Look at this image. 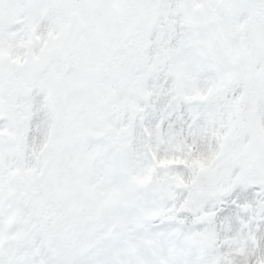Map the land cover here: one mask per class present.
Wrapping results in <instances>:
<instances>
[{"label":"snow or ice","instance_id":"6c2138e0","mask_svg":"<svg viewBox=\"0 0 264 264\" xmlns=\"http://www.w3.org/2000/svg\"><path fill=\"white\" fill-rule=\"evenodd\" d=\"M0 264H264V0H0Z\"/></svg>","mask_w":264,"mask_h":264}]
</instances>
